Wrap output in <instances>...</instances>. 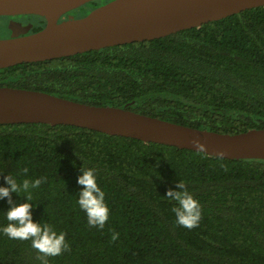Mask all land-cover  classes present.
<instances>
[{"label": "trees", "instance_id": "trees-1", "mask_svg": "<svg viewBox=\"0 0 264 264\" xmlns=\"http://www.w3.org/2000/svg\"><path fill=\"white\" fill-rule=\"evenodd\" d=\"M2 85L223 133L264 128V5L152 40L3 68ZM82 169L94 170L105 192L103 229L89 227L78 205ZM8 175L18 183L46 178L31 201L25 193L12 199L32 204L34 222L66 234L70 251L49 264H264V159L73 125L11 123L0 124V187ZM179 181L201 206L193 229L176 225V202L166 197ZM10 208L0 199V229ZM38 256L31 241L0 231V264H41Z\"/></svg>", "mask_w": 264, "mask_h": 264}, {"label": "water", "instance_id": "water-1", "mask_svg": "<svg viewBox=\"0 0 264 264\" xmlns=\"http://www.w3.org/2000/svg\"><path fill=\"white\" fill-rule=\"evenodd\" d=\"M92 1L0 0V15L36 14L46 21L35 33L0 38V69L152 40L264 5V0H110L84 15L71 14ZM11 123L73 125L194 151L191 141L199 139L207 145L203 153L210 156L264 159V128L223 133L119 106L0 86V124Z\"/></svg>", "mask_w": 264, "mask_h": 264}, {"label": "clouds", "instance_id": "clouds-1", "mask_svg": "<svg viewBox=\"0 0 264 264\" xmlns=\"http://www.w3.org/2000/svg\"><path fill=\"white\" fill-rule=\"evenodd\" d=\"M191 143L198 152H206L207 145L199 139H193ZM223 156V153L220 154ZM26 174L27 168L23 169ZM8 187H0V199L7 198L11 208L6 213L9 221L6 227L0 229L9 239L31 241V247L35 249L41 264H49V257H56L65 251H70V245L66 241L65 233H57L48 224L34 222L32 217V204H15L12 194L25 193L27 201L32 200V189L39 188L46 181V178L33 180L24 179L18 183L17 179L11 175L5 177ZM77 183L83 186L79 193L78 205L86 213L88 226L103 229L109 220L110 210L105 202V192L97 183L94 170L82 169V175L78 177ZM179 191L169 189L166 197L170 201H175L176 206L172 208L175 214V223L178 226L193 229L199 225L202 218V210L198 200L190 194L186 184L179 181L177 184ZM119 239V233L113 232L111 240L115 242Z\"/></svg>", "mask_w": 264, "mask_h": 264}, {"label": "flooded vegetation", "instance_id": "flooded-vegetation-1", "mask_svg": "<svg viewBox=\"0 0 264 264\" xmlns=\"http://www.w3.org/2000/svg\"><path fill=\"white\" fill-rule=\"evenodd\" d=\"M94 7H92L93 9ZM25 15L38 17L37 21L24 20ZM64 18H69L68 14ZM0 19H7L8 35L0 38H10L13 35L32 34L41 30L45 25V18L36 14L0 15ZM9 86V85H2Z\"/></svg>", "mask_w": 264, "mask_h": 264}, {"label": "rangeland", "instance_id": "rangeland-1", "mask_svg": "<svg viewBox=\"0 0 264 264\" xmlns=\"http://www.w3.org/2000/svg\"><path fill=\"white\" fill-rule=\"evenodd\" d=\"M100 1L104 3L103 0H100ZM92 7H93L92 4L85 5L84 8L77 9L76 11H73L71 14L78 17L81 15H84L85 13H88L92 9ZM25 16L26 17H24V20H28L30 22L38 20V17H35V16H28V15H25ZM7 24H8L7 19H0V37H4L8 35Z\"/></svg>", "mask_w": 264, "mask_h": 264}]
</instances>
